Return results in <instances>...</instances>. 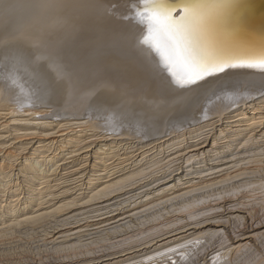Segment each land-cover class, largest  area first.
I'll list each match as a JSON object with an SVG mask.
<instances>
[{
  "label": "rangeland",
  "instance_id": "rangeland-1",
  "mask_svg": "<svg viewBox=\"0 0 264 264\" xmlns=\"http://www.w3.org/2000/svg\"><path fill=\"white\" fill-rule=\"evenodd\" d=\"M119 1L121 0H118L117 4H119ZM122 1L126 3V0ZM124 11L120 5H116L113 12L110 13L116 17L122 15ZM5 59L0 56V84L4 87L7 85L5 82L10 83L8 85L12 88V91H10L12 95L11 93L8 96L6 95L7 98L3 99L5 103L2 102L3 104H0V159L1 157L5 158L1 163L0 175L12 171H14L15 175L9 183H6L8 179L3 178L5 177L4 174L0 176V200L2 201L1 205L10 203L19 211L12 214V212L8 213L4 210L3 216L0 218V228L5 227L3 228L5 231L3 230L0 233V264H69L84 260V258H95L107 253L118 256L121 253L134 251H137V253L128 255L129 258L126 261L123 260V262L118 261L111 264H264L263 235L258 236L248 247L241 249H236L235 246L231 245L230 241L239 231L244 229L243 227H248L251 223V226L257 223L259 225L264 221V135H261L262 131H264L263 126L253 129L246 135L244 134L234 140L229 148L224 145L227 140L219 136V130L222 129L225 122L223 118L232 116V114H228L229 111L240 106L239 103L243 101L242 99L245 98L246 103H251V101H255L264 93V79L256 78L248 73L245 75L242 70H239L240 68H234L230 75L218 83L207 87V89H204L205 91L196 92L187 103L184 101L179 102L177 105L178 109L160 104L162 106L159 107V111L165 110V112L160 114L158 111L159 113L157 114L147 107L143 109L144 114H142V111H138L133 104L125 105V103H122L124 100L122 102L118 100L117 97H119L118 95L121 92L106 90L97 85L93 87V92L88 94V97L78 106L76 100L73 101L74 98H69L70 96L75 97V92L70 91L68 86H61V78L49 72L52 81L50 79H48L49 82L44 81L45 79L37 77L36 74L33 75L34 72L33 70L31 71L30 66H28L29 68L27 65L22 67L19 59H15V61H6ZM24 71L26 72L24 73ZM38 78L41 80L40 83ZM37 83L39 84L37 85ZM39 85L43 86L40 87ZM8 89L10 90L9 87ZM229 91L230 93H227ZM243 95L245 96L243 97ZM247 96L250 97L248 98ZM93 97L94 99H92ZM136 98H134V101H136ZM69 99L71 100L70 102H68ZM214 100L222 102L224 108L227 109L223 111L221 117L215 113L216 111L212 104ZM89 101H92V103ZM97 101L101 103L95 104L98 103ZM210 104H212L213 108ZM248 104L245 106H248ZM208 106L211 107H209V113L207 111ZM14 109H16L15 114L9 115L11 110ZM35 111L38 115H41L37 117L38 121L29 115ZM128 111L129 113H127ZM39 112L42 114H39ZM146 113L151 116L149 118L156 116L154 123L156 125L159 124L156 128L161 129L156 131L157 134L147 130L148 117H141L146 115ZM249 113L247 116H251L252 112ZM260 113H264V110H261ZM102 114L105 115L103 116ZM124 114L126 118L122 117ZM127 114L129 115L127 116ZM261 116H264V114ZM117 117L120 121H118ZM129 118L131 121H129ZM132 118L139 119L140 123L133 121ZM142 118L147 121V123L144 122L146 126L142 124ZM14 120L22 123L31 122L32 126L25 127L17 123L14 124ZM121 120H123L122 123ZM105 121H109L108 124ZM43 123H46V128L42 126ZM37 124L41 126H37ZM91 124L96 125V130L93 127L91 128ZM5 125H8V127ZM197 125L202 126V129L196 132L197 134L190 133ZM127 127L130 129L131 134L132 130H134L133 136L138 135L142 140L118 135L121 129H126ZM112 129L115 130L113 131ZM167 129L169 132L166 131ZM171 129L176 131L174 132ZM65 133L68 136L71 134V136L57 137ZM44 134H48V137L53 136V138L49 140L42 139ZM76 136L80 137L77 138ZM211 136L213 138L218 136L215 146L220 148L218 152L220 151L221 154H215V149L209 150V146L205 149V152L208 150L206 154L195 158V161L190 162V166L184 165L186 164L184 156L186 157L187 153L196 149L195 145L199 148V145L200 147L206 145L208 141L212 144ZM250 137H252V140ZM65 138L66 140H68L67 138H72L73 141L62 151L60 146ZM115 143L116 145H114ZM173 143L175 145L171 146ZM102 145L105 146V149L115 147L117 149L130 148L131 150L129 149L126 154L124 149H121L120 157L118 156L105 162L107 168H95L93 166L94 163H99L96 159L95 150ZM108 153H111V151ZM42 155L49 156L53 160L41 162V169L36 170L38 179L33 180L32 175L25 179V171L20 163H23L26 158L38 157L35 160L39 161ZM148 155L150 156L146 158ZM107 158L109 157H105V159ZM141 159H145V161L135 162V160ZM208 164L214 167L213 170L217 168L226 169L223 171L226 175H224L225 180L222 183L204 188L199 184L197 185L198 182L194 177L205 175V172L209 171L211 167ZM225 165L227 168H225ZM178 166H186L185 169H182L184 171L183 175H188L183 182L185 183V181L189 180L190 183L188 184L195 185L196 190L188 196L167 202L161 201L160 195L164 196L170 192L153 196L163 188L162 186L159 187L160 184H157L163 181H160L159 177L162 175L164 177L165 174L169 178L171 175L169 173ZM117 167L125 169L123 172L117 173ZM234 170L241 173V176L232 178L231 173L235 172ZM140 171L143 172L138 175ZM39 174L43 175L40 176ZM91 175H94L93 179L95 178L93 187L87 183ZM6 176L8 177V174ZM41 177L43 178L40 179ZM212 177L214 176H210L208 179ZM26 180L30 182L27 183ZM30 183L32 185L29 186ZM106 184H111L114 187L108 190L107 194L97 197L98 200L91 202L85 207V210L84 208L74 210L75 201L77 202L78 199L88 200L91 193ZM145 193L149 194L148 197L150 198L142 203L144 198L142 200L138 199H141V196ZM71 201L74 202L71 203ZM59 206H63V209L57 211L56 208ZM131 208H134L137 214L135 213L117 225L112 224L107 226V228L103 227L98 229V231H92L93 227L89 223L97 217L110 212L111 214H121ZM227 208L237 210L239 212L236 213L238 217L235 219L229 218L228 214H225ZM28 213L33 214V216L42 215V217H39L40 220L37 218L38 221L35 217V221L25 222L26 224L17 222L23 216H27ZM209 218L222 221L226 225V230L224 229V231L218 233L216 231L219 228H213L206 233L185 237L160 248L155 247L154 243L158 239H162L168 232L178 231V229L190 223H200V221L203 222ZM78 222L87 224L88 227L92 228L86 227L87 229L81 230L82 233L70 235L72 239L69 236L64 241L60 240V242L49 243L47 241L50 233L56 229L70 228L72 225L76 227L77 224L79 225ZM10 223L12 225L9 227Z\"/></svg>",
  "mask_w": 264,
  "mask_h": 264
},
{
  "label": "bare ground",
  "instance_id": "bare-ground-1",
  "mask_svg": "<svg viewBox=\"0 0 264 264\" xmlns=\"http://www.w3.org/2000/svg\"><path fill=\"white\" fill-rule=\"evenodd\" d=\"M117 2H118V0H0V56L3 57V59L6 58L5 59L6 61H8V60L9 61H13V60L15 61V59L16 60L19 59L22 67L24 65H27V67L30 66L31 71L33 70V72H34L33 75L36 74L37 77H39L41 79H45L44 81H48V79H50V80L52 79L50 77L49 72L54 74V76L61 78L62 81H61L60 85L61 86H68L70 88V91L72 90L73 92H75V94H76L75 97L70 96L69 98H74L73 101L76 100L78 106H80L82 104L83 100L86 99V97H88V94L93 92V90H94L93 87H95L97 85L99 87H103L106 90H113V91L121 92L118 95L119 97H117L118 100H120L121 102L124 100L122 103H125V105L126 104H133V106L136 109H138V111H142V114H144L143 109L144 108L146 109L147 107L150 110H152L154 113H157V114L159 112H160V114L165 112V110L159 111V107L162 106L160 104H165L167 107L171 106V108H173V109H176V108L178 109L177 105L179 102L184 101L185 103H187L188 100H190L191 97L196 94V92H200L204 89H207V87L218 83L219 81H221L222 79H224L225 77H227L228 75H230L232 73L231 71L234 68H228L224 72H215L214 69H210V71H212L214 74L204 75V78L196 79L195 83H190L186 80V78L192 75V69H190L187 65H184V64H175V65H173L172 71L176 75V80L174 77H170L168 74V70L166 69L165 66H163V62L161 60L159 52L157 50H154L150 46H142L139 42L141 36L147 32V26H146L147 22L145 21L144 23H138V21L140 20V17H138L136 15V12L138 11V9L133 4V0H126V3H124L121 0V1H119V4H117ZM172 2L176 3V4H180L182 2V0H172ZM188 2L194 3V2H196V0H188ZM206 2L212 3L213 0H206ZM116 5H120V7L125 11H124V13H122V15L115 17L114 14H111L110 12H113ZM177 14H179V13H177ZM147 15H148V13L145 12L144 16H147ZM200 44H201V46L205 45V47L207 48L208 51H210L211 53L215 54L216 56H219L222 58H227V59H234V58L258 59L259 56L262 53H264V0H228L227 6L225 8L216 10L215 12H213L208 17L207 22L204 26V32H203L202 39L200 40ZM25 68H26V66H25ZM236 68H240L239 70H242L245 75H247L246 73H248L252 76H255L256 78L264 79V71H261L259 66L255 67V68H242V67H236ZM61 69L63 70V73H64L63 76L60 75ZM22 70H24V69H22ZM25 72L26 71H24V73ZM239 74H241V73L239 72ZM239 74H238V76H239ZM31 75H29V76H31ZM193 75L195 78V76H198L199 74L193 73ZM31 78L33 79L32 76H31ZM31 78H29V79H31ZM36 79H34V80H36ZM40 81L41 80L39 79V83H40ZM177 81H179V83ZM238 81H240V80H238ZM102 82H104L103 83L104 85L99 84ZM5 83H7V85H5L4 87L2 84H0V104L3 102V99L6 97V95L8 96V94L11 93L10 91H12V88L10 87V85H8L10 83H8V82H5ZM39 83H37V85ZM223 83L225 84L224 80H223ZM181 85H183V86H181ZM39 86L41 87L43 85H39ZM47 86H48V84H47ZM232 86H234V85H232ZM8 87L10 88V90L8 89ZM69 88H67V89L69 90ZM215 89H217V88H215ZM7 91H9V92H7ZM51 91H50V93H51ZM210 91H212V90H210ZM212 93H213V91H212ZM224 93H225V91H224ZM227 93H230V91ZM11 95H12V93H11ZM135 95L137 96V98ZM247 95H248V93H247ZM249 95H250V93H249ZM133 96H135V97H133ZM219 96L221 97V95H219ZM244 96L245 95H243V97ZM229 97H231V96L229 95ZM46 98H48V97H46ZM134 98H136L135 99L136 101H134ZM225 98L227 99L226 96H225ZM258 98L255 100L256 102L255 101H253V102L251 101V103L248 102L250 104L245 102V98L242 99L243 101L241 103H239L240 106L229 111V113L227 112L228 114H232V116H228L226 118L222 117L223 119H225V122H224V126H222V129L219 128L220 129L219 130V136L222 139L227 140L226 143L224 142L225 143L224 145H226L225 147L229 148L230 144L234 140L238 139L239 137H241L244 134L246 135V133L252 131L253 129L260 128L261 126H263L262 128L264 129V116H261L264 113H260L261 110H264V106H263V104H264V93L261 94ZM92 99H94V97ZM223 100H224V98H223ZM12 101H10V102H12ZM70 101L71 100L69 99L68 102H70ZM57 102H59V101H57ZM89 102L92 103V101H89ZM97 102L98 103H95V104L101 103L100 101H97ZM3 103H5V102H3ZM43 103H45V102H43ZM212 104H213L214 109L216 111V112L215 111L214 112L217 113V115L219 117H221L223 111L227 110L224 108L223 103L218 101V100L217 101L214 100ZM212 104H210V105L212 106ZM246 104H248V106H245ZM70 106H71V104H70ZM213 106H212V108H213ZM99 107H101V106H99ZM209 107L210 106L207 107L208 113L210 112ZM105 109H106V107H105ZM123 109H124V107H123ZM15 111H16V109L11 110L9 115L12 116V114H15ZM100 111H102V110H100ZM258 111H260V112L258 113ZM249 112H252L251 116H247ZM127 113H129V111ZM39 114H42V113L39 112ZM105 114H102V115L104 116ZM147 114L148 113H146V115H144V116H141V117H148L147 119H148L149 124H148L147 130H149V131L151 130V132H153V133H156L157 130H161V129L156 128V126H158L159 124L156 125L154 123L156 116L154 118H149L151 116L147 115ZM4 115H7V114H4ZM29 115H31L34 118V120H36V121H38L37 117L41 116V115H38L36 113V111L31 112ZM128 115L129 114H127V116ZM133 115H135V114H133ZM205 115H206V113H205ZM26 116H27V114H26ZM115 116H114V118H115ZM203 116H204V114H203ZM109 117H111V116L109 115ZM118 117H119V115H118ZM122 117L126 118V115L124 114ZM114 118H112V119H114ZM138 118H140V117H138ZM160 118H161V116H160ZM171 118H173V117H171ZM171 118H169V119H171ZM107 119H108V117H107ZM132 120L137 121V122L140 121L139 119H136V118H132ZM19 121H21V120H19ZM118 121H120V119ZM122 121L123 120H121V123H122ZM129 121H131L130 118H129ZM108 122H106V124H108ZM142 122H143L142 124H144V122L147 123V121H145L144 119ZM13 123L14 124L17 123L18 125H23L25 127H28V126L31 127L32 126L31 122L30 123H28V122L22 123V122H18V121L15 122V120H14ZM123 123H126V122H123ZM45 124L46 123H43L42 126L45 127ZM125 125H122V126H125ZM5 126L8 127V125H5ZM37 126H41V125L37 124ZM144 126H146V124H144ZM185 126H186V124H185ZM92 127L95 129L96 125L91 124V128ZM117 127H118V124H117ZM144 129H146V128H144ZM201 129H202V126L197 125V127L192 129L190 131V133H196V132L200 131ZM171 130H173V129H171ZM62 131L64 132V130H62ZM132 131L134 132V130H132ZM166 131H168V129ZM57 132H59V131H57ZM76 132H78V131H76ZM133 132H132V134H133ZM132 134H131L130 129L127 127L126 129L125 128L121 129L119 131L118 135H120L121 137H126V138L131 137V139H134V138L135 139H141L140 136H138V135L133 136ZM261 135H264V131H262ZM38 136H40V135H38ZM49 136H51V135H49ZM64 136L69 137V136H71V134L69 136L66 133L60 134L57 137H64ZM76 137L79 138L80 136H76ZM52 138H53V136L48 137V134H46V135L44 134L42 137V139H45V140H47V139L49 140ZM184 138H185V136H184ZM251 138L252 137H250V139ZM67 139L68 140H66V138H65L66 141L64 140V142H61V146H60L61 148L60 149L62 151H64L66 146L69 145L70 143H72V141H73L72 138H67ZM121 139H124V138H121ZM217 139H218V136L214 137V138L212 137V144L209 143V141H208V143L206 145H203L201 147L199 145L198 146L199 148H197V146L195 145L196 149L193 148L194 150L187 153L186 157L183 155L185 162H186V164H184V165L188 166L190 164V162H192L193 160L195 161V158H197L198 156H203L204 154H206V152H208V150H206V152H205V149L209 146H210V149L208 148L209 150L215 149V151H216L215 154H219L220 151L218 152V150L220 148L215 146ZM119 141H118V144H119ZM154 141H156V140H154ZM139 142H141V141L139 140ZM248 142H249V140H248ZM120 143H121V141H120ZM62 144H64V146H62ZM114 145H116V143ZM173 145H175V144L173 143L171 146H173ZM102 146H100V147L97 146L98 148H97V150H95L96 151L95 154L97 155L96 159L99 161L98 164L94 163L93 166H95V168H98V167L99 168H107L106 167L107 165L105 164L106 161L111 160L115 157H118L121 149H124L125 153L130 149V148L117 149L115 147H108L107 149H105V146H103V148H104L103 149ZM122 146H124V145H122ZM136 147H137V145H136ZM131 148H133V147H131ZM112 149H116V150H112ZM110 151H111V153H108ZM122 154H124V153L122 152ZM207 154H209V153H207ZM149 156L150 155L146 156V158ZM105 157H109V158L105 159ZM144 157H145V155H144ZM36 158H38V157H36ZM36 158H32V159L26 158V159H24L23 163H20V164H22V166H21L22 169L25 171L24 172V178L25 179H28L29 175H32L33 180L38 179V176H36V175H38V172L36 173V170L41 169V167H42L41 162H43V161L44 162H47V161L50 162L53 160V158H50L49 156H45V155H42L40 157L39 161L35 160ZM4 160H5V158L1 157V159H0V161H1L0 162V170L2 168L1 163ZM143 160L145 161V159H141V160H137V161L135 160V162L140 163ZM231 160H232V158H231ZM210 161H213V160H210ZM228 161H229V159H228ZM208 165H210V164H208ZM220 167H222V166H220ZM183 168L185 169L186 166H184V167L178 166L175 170H172V172L169 173V175L171 174L169 176V178H167L165 176V174H164V177H163V175L161 177H159V180L160 181L163 180V181H161L160 183H157V184H160L159 187L162 186L163 188H161V190H159V188H157L159 191H158V193L154 194L153 196H159L160 194H163V193L165 194V193L170 192L169 194L164 195V196L160 195L161 201L167 202V201H171V200H174L177 198L188 196L189 194L193 193L196 190L195 189L196 186L193 184H188V183H190L189 180L187 182L185 181V183L183 182V180L186 179L185 177L188 175V174L183 175L184 174V171L182 170ZM213 168L214 167L211 166L209 168L210 170L207 172H205L203 170L206 174L205 175H197L196 177H194V179H196V181L198 183L196 181H194V182H196L197 185L199 184L204 188L209 187V186H216V185L222 183L225 180L224 175H226L225 173H223V171H225L226 169L224 170L223 168H221V169L215 168L216 170H213ZM225 168H227L226 165H225ZM115 169H116V167H115ZM124 169L117 167L116 172L121 173L124 171ZM234 171L235 172L231 173L232 178H238L239 176H241V173L237 172L236 170H234ZM113 172H115V171L113 170ZM142 172L143 171L138 172V175L141 174ZM2 174L5 175V177H3V178L8 179V181L5 179L7 181L6 183H9L10 180L15 175L14 171L9 172V173H2ZM7 174H8V177L6 176ZM195 174H197V173H195ZM39 175L42 176L43 174H39ZM215 175H217V176H215ZM210 176H214V177L208 179ZM89 177L90 178L88 179V182H87L88 185L94 186V184H95V183H93L95 180V178L93 179L94 175H91ZM204 177H206V179L203 180ZM42 178L43 177H41L40 179H42ZM29 182L30 181H27V183H29ZM30 185H32V184L30 183L29 186ZM113 187L114 186H111V184H106V185L101 186L99 189H97L94 192H93V190L95 187L93 188V190L90 189V190H92L91 192H93V193L90 194V196L88 197V200L83 201V199H78L77 202H79V204H77V202L75 201L76 204L73 205L75 208L74 210H77L79 208L80 209L84 208V210H85L86 206H88L91 202L93 203V201L98 200L97 197L105 194L106 192H108V190L112 189ZM130 187H131V185H130ZM148 195L149 194L145 193V194H143V196H141V199H138V200H142L144 198L142 200V203H143L150 198V197H148ZM153 196H151V197H153ZM162 199H164V200H162ZM34 200H37V199H34ZM73 202L71 201V203H73ZM1 203H2V201L0 200V218L3 216L2 214H3L4 210L7 211L8 213L12 212V214L19 211V210H16L14 208L15 206L10 205V203H5V205H1ZM62 207L63 206H59L56 208V210L57 211L62 210L63 209ZM116 210H114V211H116ZM225 212H226L225 214H228L227 216H229V218L231 217L234 219L238 217L236 213H239L237 210H235L233 208H230V209L227 208ZM48 213H50V212H48ZM48 213H46V214H48ZM58 213H60V212H58ZM135 213L137 214V212H135L134 208H131V209H129V210H127L121 214L120 213H115V214L112 213L111 214V212H110L109 214H105L103 216L101 215L100 217H97L95 220H93L92 222L89 223L90 226H92L93 228L90 226L89 227L92 228V231L93 230L98 231V229H101L103 227L107 228V226H110L112 224L117 225V224L121 223L122 221H125L129 217L133 216ZM98 215H100V214H98ZM35 217H36V220L38 221V219L40 220L39 217H42V215L33 216V214L28 213L27 216H23V218L21 220H18L17 222L20 224H21V222H22V224L25 222L27 223L29 221L33 222V221H35L34 220ZM43 217H45V216H43ZM246 218L248 219L247 216H246ZM74 221H76V220H74ZM248 221H250V220H248ZM17 222H14V223H17ZM63 223L65 225L64 221H63ZM68 223H66V224H68ZM251 224H249L248 227L245 226L246 228L243 227L244 229L239 231V233L235 237H233L232 240H230L231 245L235 246L236 249L246 248L251 244V242H254L258 236H262V235L264 236V221L259 225H258V223L257 224L255 223L256 225L251 226ZM10 225H12V223L9 224V227H10ZM19 225H17V226H19ZM61 225H63V224H61ZM66 226H68V225H66ZM86 227H88L87 224H84V223L80 224L79 223V225L77 224L76 227H73V225L70 228L68 227L69 229L68 228L56 229L54 232L50 233L49 236L47 235L48 236L47 241H49V243H55V241L60 242V240L64 241L70 235H76V234L80 233L82 229H84ZM3 228H5V227L0 228V233L3 230L5 231V229H3ZM213 228H215V229L219 228V230L216 232L220 233V232L224 231V229L226 230V225L223 224L222 221L211 220L210 218L205 219L203 222L200 221V223H190V224L178 229V231L175 230L176 232L175 231L168 232L167 235L162 237V239H158L154 243V245H155V247L160 248L161 246H166L170 243H174V242H176L182 238H185V237H189V236L196 235V234H202L204 232L206 233ZM89 233H91V232H89ZM95 233H96V231H95ZM71 239H72V237H71ZM147 247H148V245H147ZM132 253H137V251L126 252L123 254L121 253L118 256H113L115 254L110 255L107 253L104 255H99L95 258H90V259L84 258V260L75 261L74 263L71 262L69 264H111V263H115L118 261L123 262V260L126 261L129 258L128 255H132ZM124 257H126V258L124 259Z\"/></svg>",
  "mask_w": 264,
  "mask_h": 264
},
{
  "label": "snow or ice",
  "instance_id": "snow-or-ice-1",
  "mask_svg": "<svg viewBox=\"0 0 264 264\" xmlns=\"http://www.w3.org/2000/svg\"><path fill=\"white\" fill-rule=\"evenodd\" d=\"M227 2L228 0H213L212 3H207L206 0H196L193 3L182 0L180 4H176L172 0H133L138 9L136 15L140 17L138 23L147 22V32L139 42L142 46H150L159 52L163 66L175 80L176 75L172 71L175 64H184L192 69V75L186 78L190 83L204 78V75L214 74L210 69L224 72L228 68L259 66L264 71V53L258 59H227L211 53L205 45L201 46L200 40L208 17L216 10L225 8ZM145 12L148 13L147 16H144ZM193 73L199 75L194 78ZM60 75H64L62 69Z\"/></svg>",
  "mask_w": 264,
  "mask_h": 264
}]
</instances>
